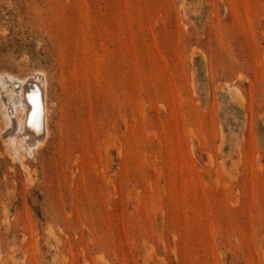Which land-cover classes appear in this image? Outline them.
Masks as SVG:
<instances>
[{
	"label": "rangeland",
	"instance_id": "1",
	"mask_svg": "<svg viewBox=\"0 0 264 264\" xmlns=\"http://www.w3.org/2000/svg\"><path fill=\"white\" fill-rule=\"evenodd\" d=\"M41 71L0 264H264V0H0V77Z\"/></svg>",
	"mask_w": 264,
	"mask_h": 264
},
{
	"label": "bare ground",
	"instance_id": "2",
	"mask_svg": "<svg viewBox=\"0 0 264 264\" xmlns=\"http://www.w3.org/2000/svg\"><path fill=\"white\" fill-rule=\"evenodd\" d=\"M42 73H37L31 79L29 78L21 81L10 75L0 77V85L2 86L3 93L5 94L4 96L5 98L7 97L9 104L1 105L5 126L6 129L13 128V135L10 141L15 153H17L20 156L19 159L22 160L26 153L31 155L33 151L41 148L44 143H46L45 141L51 133L49 126L50 106L48 101L49 79L47 74ZM16 84L19 85L16 87ZM33 84H38L37 86L40 89L39 96L36 95ZM41 86H43L42 89ZM29 97H31L30 100ZM9 108L10 111H8ZM43 112L44 128L43 131H40L39 127L41 125L40 121L42 120L41 116ZM13 122L14 125H12ZM35 153L37 154V151Z\"/></svg>",
	"mask_w": 264,
	"mask_h": 264
},
{
	"label": "water",
	"instance_id": "3",
	"mask_svg": "<svg viewBox=\"0 0 264 264\" xmlns=\"http://www.w3.org/2000/svg\"><path fill=\"white\" fill-rule=\"evenodd\" d=\"M34 85V89L36 90V95H38L39 96V92H40V89H39V87L36 85V84H33ZM30 95H31V93H30ZM38 98V97H37ZM31 99V97H29V100ZM40 106V105H39ZM31 113H32V111H31ZM42 118H43V114H42V116H41ZM42 125H43V120H42Z\"/></svg>",
	"mask_w": 264,
	"mask_h": 264
}]
</instances>
